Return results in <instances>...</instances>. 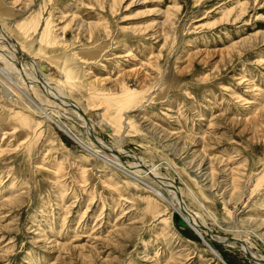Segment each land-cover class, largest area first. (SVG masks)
<instances>
[{"label":"rangeland","instance_id":"rangeland-1","mask_svg":"<svg viewBox=\"0 0 264 264\" xmlns=\"http://www.w3.org/2000/svg\"><path fill=\"white\" fill-rule=\"evenodd\" d=\"M4 34L22 61H0V264H257L244 245L264 259V0H0ZM13 79L50 115L7 96ZM105 99L126 102L119 132ZM152 164L222 239L123 170Z\"/></svg>","mask_w":264,"mask_h":264},{"label":"bare ground","instance_id":"bare-ground-1","mask_svg":"<svg viewBox=\"0 0 264 264\" xmlns=\"http://www.w3.org/2000/svg\"><path fill=\"white\" fill-rule=\"evenodd\" d=\"M44 34H47L46 32H47V30L46 29H44ZM42 36H43V34H42ZM10 40V38H9V36H7V35H2V36H0V47L2 48V46H5L6 44H7V49L9 48L10 50H11V52H13V54L14 55H12L11 57H12V59H11V57L9 58V57H7V55H5L4 53L6 52H4L3 50H4V48L2 49V51L0 50V61L3 63H5V65H6V67H7V69H13L14 68V66H16V65H18V64H20L21 65V61H16L15 60V56H17V57H19V55L18 54H20L19 53V51L15 48V46H13V45H10V43L11 42H7L8 41V39ZM41 41V40H40ZM45 41V40H44ZM2 42H6V43H2ZM44 46V45H43ZM6 47V46H5ZM0 48V49H1ZM19 49V48H18ZM9 50V51H10ZM21 55H23V53L21 54ZM10 56V55H9ZM13 59H14V61H13ZM20 59V58H19ZM35 64H36V62H35ZM22 67V66H21ZM17 68V67H16ZM23 68V67H22ZM24 69V68H23ZM42 69V68H41ZM1 70V69H0ZM4 72H5V69H2ZM19 70V69H18ZM23 71V70H22ZM47 71V74L49 75L50 73H52V75H54L55 73L60 77V78H62V79H64V77H63V73L61 74V73H59V72H57V69H55V71L54 72H51V71H49V70H46ZM6 72H7V70H6ZM6 72L5 73H3L2 71H0V76H4V79H8V76L9 75H5L6 74ZM11 72V71H10ZM39 73V72H38ZM54 73V74H53ZM9 74V73H8ZM24 76L26 77V78H24ZM39 76V75H38ZM15 77V76H14ZM31 75H28V73L26 74L25 73V71L23 72V78L25 79L24 81H26V80H28V81H30L31 80ZM33 78V77H32ZM39 80H40V84H41V77L39 76ZM17 79V78H16ZM37 78L35 77V79L33 78V80H36ZM24 81L22 82L21 80H15V79H13L12 81L10 80V82H8L7 84H5L4 82L2 83L1 82V84H2V87H3V90L6 92V95L7 96H11L10 98H12V97H15L16 99H18V100H23L24 102H26L27 104H29L32 108H36L35 110H37L38 111V113H41L42 112V114H46L47 115V112L46 111H48V109L46 110L45 108H43L44 107V105L43 104H41V103H39V104H37L35 101L33 102V97L31 98V97H29V96H27V93L29 92H24L22 89H21V87L19 86V85H22V86H24ZM34 82V81H33ZM33 82H31V83H33ZM27 83V82H26ZM28 83H30V82H28ZM35 83V82H34ZM38 83V84H39ZM43 83V82H42ZM63 83H65L66 85L68 84L67 83V78H66V81H64V82H60V81H58V86H60V87H63ZM44 85V84H43ZM14 87V89L17 91V92H19L21 95H19L18 93H15L13 90H12V87ZM31 87V86H30ZM69 87V86H68ZM25 88V87H24ZM47 88V87H46ZM21 91H20V90ZM27 89H31V88H29L28 86H27ZM38 89V88H37ZM39 89H41V87L39 88ZM41 91V90H40ZM43 91H44V89H43ZM48 91L51 93L52 91L48 88ZM45 92V91H44ZM32 96H36V88L33 86V88H32ZM127 93V92H126ZM54 96V99L55 100H57L58 101V103H60V102H62V100H64V99H61V98H58L55 94H53V92L51 93V96ZM132 96V95H131ZM133 97V96H132ZM56 101V102H57ZM68 101V100H67ZM112 100H109L108 101V99H105L98 107H97V111H101V114H99V118H100V122H101V125H104V127H105V125L107 126H109L111 129L113 128V129H118L117 130V132H119V128L118 127H116L115 128V126H111V124L108 122V120L109 119H111L110 117L111 116H113V119H115L117 122H120V121H122L121 120V118H122V110H123V108L126 106V105H124V103H126V102H118V101H115L114 102V104H110V102H111ZM129 101V100H128ZM36 104V105H35ZM38 105V106H37ZM128 105V104H127ZM41 106H43V107H41ZM49 107V106H48ZM63 108H65L66 109V107H68V108H70V111L72 110V111H74L75 113H76V117H79V120H81L80 121V123L81 124H84L87 128H85L86 130H87V134H89V136H90V138L92 137L95 141H96V143L99 141V140H97L98 138L96 137V133L93 131L94 129H92L93 127H91V125H90V127H89V125H87V123H86V121L83 119V118H81V116L79 115V113H78V111L76 110V106H74V104H71L70 102H68L67 104H65V105H63L62 106ZM67 108V109H68ZM94 109H95V107H93ZM101 110H100V109ZM43 109H45V110H43ZM91 111V110H90ZM93 112V111H92ZM112 112V113H111ZM48 115H50V114H48ZM47 115V116H48ZM74 115V114H73ZM46 116V117H47ZM65 117V116H64ZM97 117V118H98ZM124 117V116H123ZM107 119V120H106ZM79 122V121H78ZM79 123V124H80ZM115 125H117V123H115ZM85 126H83V127H85ZM107 126V127H108ZM149 128V127H148ZM88 130L90 131V132H88ZM69 132H71V133H69L70 135H68V137H70L74 142H76V140H77V142L79 143H77L76 142V144L78 145V146H81V147H83L84 149L86 148V150L88 151V153H91V154H93V155H95V156H97V157H100L99 155H97V154H94L93 153V151L95 152V153H99L98 151H97V149L95 148V147H93V145H92V147H91V144H87V143H85L84 141H82L84 144H82L81 143V139L79 138V140H78V137L72 132V131H69ZM117 132H114L115 134H117ZM114 134V135H115ZM88 136V137H89ZM100 139V138H99ZM99 143V142H98ZM85 145V146H84ZM97 145V144H96ZM173 145H174V143H173ZM176 145V144H175ZM99 146V145H98ZM170 146V145H169ZM90 148V149H88V148ZM104 147L105 146H103V147H100V149L102 150V151H107V150H105L104 149ZM93 151H92V150ZM96 149V150H95ZM104 149V150H103ZM190 150V149H189ZM104 152V153H105ZM108 153H109V151H107ZM107 154V153H106ZM108 155H114V154H111V153H109ZM116 155H117V153H116ZM115 155V156H116ZM101 158V157H100ZM119 161V160H118ZM107 162V161H106ZM120 162V161H119ZM118 162V163H119ZM116 163V162H115ZM119 165V164H118ZM157 166V164H152V166H151V168H146V167H144V166H141L140 168H130V167H127V168H125L124 166V168L125 169H123V170H127V171H130L131 173H134V174H136L137 176L138 175H142V176H150V177H152L153 179H155V182L158 184V186L157 187H154V188H152V187H150L149 189L151 190V192L157 197V198H159L160 200H162V201H164V202H166L171 208H172V210H173V217H178V220H179V222L181 223V224H183L186 228H188V229H190L194 234H196L198 237H200L203 241H204V243H207L208 241L205 239L206 237H207V235L208 236H212L213 238H215V239H222V238H220L219 236H217V235H215V234H212V231L205 225V223H203V222H201V220H203V218H201L200 216L198 217V218H201V220H199L197 217H196V215L195 214H193V213H191V211L187 208V207H185V206H182V207H180L179 206V200H180V198L178 199V196L179 197H181V191L179 190V189H177L176 188V186L173 184V182H171L170 180H168L167 178H163V177H161V176H159L158 175V173H156V169H155V167ZM208 166V165H207ZM122 168V167H121ZM120 169V168H119ZM120 171L122 172V170L120 169ZM206 172V171H205ZM125 174H126V172H125ZM205 174V173H204ZM135 175V176H136ZM205 176V175H204ZM208 180V179H207ZM159 187V188H158ZM161 188L162 189H164L165 190V194L161 191ZM188 189V188H187ZM189 190V189H188ZM189 192H190V190H189ZM192 196H194L193 194H192ZM195 197V196H194ZM194 199H196V198H194ZM196 201H197V199H196ZM198 202V201H197ZM199 203V202H198ZM203 209V208H202ZM172 217V218H173ZM184 227V228H185ZM206 233H208V234H206ZM231 241H235L236 240V242H238L237 240L238 239H230ZM209 243V242H208ZM211 243V242H210ZM232 244V243H231ZM230 245V244H229ZM208 247H209V251H210V253L214 256V258L216 259V260H218V261H222V259H220V256H218V253H216V250L214 249V247L211 245V244H209L208 245ZM242 251L243 252H246V253H248L253 259H254V261H257L256 263L257 264H264V259H263V257L262 256H259L258 254H255V253H253V252H250L251 251V249H250V247H248L247 245L245 246H243L242 247Z\"/></svg>","mask_w":264,"mask_h":264},{"label":"water","instance_id":"water-1","mask_svg":"<svg viewBox=\"0 0 264 264\" xmlns=\"http://www.w3.org/2000/svg\"><path fill=\"white\" fill-rule=\"evenodd\" d=\"M76 110L79 112V114L81 115V113H80V110L78 109V108H76ZM88 132H90L89 130H88ZM93 143H95L96 141L93 139ZM104 149L105 150H107V151H109V153H111V154H114V155H116V151L115 150H113L112 148H105L104 147ZM117 156V155H116ZM141 169V168H140ZM180 197L178 196V199H179ZM179 206L180 207H182L183 206V204L181 203V201L179 200ZM206 234H208V233H206ZM223 242H225V243H234L233 241H231V240H229L228 238H225L224 239V241ZM246 253V252H245ZM250 260L252 261H254V259L252 258V257H250ZM254 262H257V261H254Z\"/></svg>","mask_w":264,"mask_h":264}]
</instances>
